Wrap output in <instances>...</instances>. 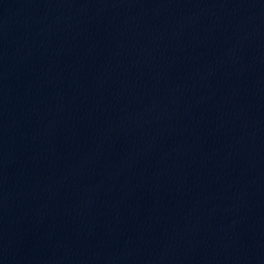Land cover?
Wrapping results in <instances>:
<instances>
[{"label":"water","instance_id":"obj_1","mask_svg":"<svg viewBox=\"0 0 264 264\" xmlns=\"http://www.w3.org/2000/svg\"><path fill=\"white\" fill-rule=\"evenodd\" d=\"M0 264H264V0H0Z\"/></svg>","mask_w":264,"mask_h":264}]
</instances>
